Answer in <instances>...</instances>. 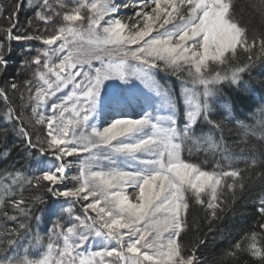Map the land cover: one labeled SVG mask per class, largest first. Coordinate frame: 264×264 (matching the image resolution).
Listing matches in <instances>:
<instances>
[{"label": "snow or ice", "instance_id": "1", "mask_svg": "<svg viewBox=\"0 0 264 264\" xmlns=\"http://www.w3.org/2000/svg\"><path fill=\"white\" fill-rule=\"evenodd\" d=\"M56 2L62 9L66 7L63 0ZM152 2L155 4L152 14L143 9L136 14L145 21L142 28L124 34L127 25L114 18L119 11L114 0H80L76 7L63 13L65 23L59 27L58 33L43 38V44L49 47L34 58L38 66L34 73L37 88L35 95L30 97L35 101L32 113L37 117L36 123H46L48 129L46 139L37 138L39 145H47V148L40 147V151H53L57 161L85 153L79 161V175L72 177L79 182V186L55 192V195L80 198L81 194H85L82 199L86 201L92 197L93 202L84 208V219L73 217L71 207L63 209L70 220L79 223L73 222L66 232L56 231V228L62 227L57 223L41 258L32 260L25 255L16 264H76L77 261L78 264H103L105 256L115 257L116 262L123 261V264H194L195 258L183 255L182 245L176 239L182 231V213L188 208L185 194L190 192L197 203H203L202 194H206L209 197L207 207L213 209L212 215L215 216L218 205L214 201L218 199L222 178H235L239 172L203 171L181 158L182 142L189 138L190 126L202 115L208 120L207 101L202 102L196 91L187 92L188 123L183 130L178 129L175 104L154 80L151 70L157 67L156 61H163L166 68L173 72L182 71L183 65L188 64L191 83L203 86L202 96L207 98L216 84L227 79L220 73L206 75L204 69L208 67V62L226 63V53L235 54L237 46L246 43V34L230 14V0ZM148 6L147 0H144L143 7ZM40 7L42 11L36 15L42 21L52 20V16L45 15L43 10L61 15L55 12L49 0H42ZM182 7H185L187 15L181 12ZM168 8L172 10L168 11ZM82 9L88 10L86 17L82 15ZM162 16L164 18L159 23L157 34L145 39L153 32V24ZM102 21H105L104 25ZM169 25L171 27H167ZM198 37L200 40L197 41ZM14 38L41 39L33 36ZM58 41V46L51 47ZM187 41L199 43L202 52L185 47ZM93 61H97L99 66H95ZM0 63H5L2 54ZM243 71L244 68L233 71L232 81H236L237 73ZM133 79L141 80L152 88L162 98L170 114L153 116L145 112L141 118H128L123 111H119L102 122L107 126H98L95 121L101 116L103 108L113 101L119 104L125 99L123 96L116 97L117 86L111 82L120 81L127 85ZM11 87L15 89L16 85ZM65 89H68L66 94L51 103V115L38 112V109L48 110V101ZM0 96L7 99L2 91ZM19 133L29 137L23 127ZM208 141L212 143L211 137ZM29 144L37 146L30 139ZM212 147L215 145L212 144ZM69 166L59 163L54 171L44 170L41 177L35 178L34 186L54 192L52 187L42 185L41 180L52 185L61 184L67 179L65 173ZM227 186L229 189L234 187L233 184ZM127 188L139 189L138 202L129 201L125 194ZM8 191L5 190L4 194ZM36 199L40 200V197ZM261 205L259 211L264 213V200ZM89 209L96 213L95 217L87 215ZM20 211L27 215L23 208ZM260 227L264 228V224ZM122 229L127 231L122 232ZM90 236L115 241L119 250L117 247L111 250L105 248L87 255L76 251ZM60 238L62 246L57 243ZM34 239L37 245L42 243L39 235ZM255 240L253 234L247 250L254 257H260L264 264V250L256 246ZM141 249L145 251L141 252ZM27 251L25 249V254ZM97 257L101 259L97 261ZM9 264H13L11 259Z\"/></svg>", "mask_w": 264, "mask_h": 264}, {"label": "trees", "instance_id": "2", "mask_svg": "<svg viewBox=\"0 0 264 264\" xmlns=\"http://www.w3.org/2000/svg\"><path fill=\"white\" fill-rule=\"evenodd\" d=\"M63 2L67 8L76 6L70 0ZM41 3L42 0H0V54L5 58V63H0V91L7 97L0 96V184L4 186H0L3 201L0 203V262L3 264H9L10 259L16 264L25 255L38 260L32 255L37 223L41 225L38 230L43 233L42 238L45 237L38 246L43 251H46L49 236L57 223L62 227L56 231L65 232L73 222L77 223L63 211L70 205L75 207L73 202L57 198L45 187L34 186L36 177L58 165L54 152H41L40 147L47 148V145H39L37 141L38 137L40 140L47 138L48 129L46 123H36L37 117L32 113L35 101L30 97L36 92L34 73L38 68L34 58L49 47L43 44V38L58 33L65 23L62 22L64 8H60L56 0H49V3L61 15L43 10L45 15L52 16V20H40L36 13L42 11ZM230 3L232 18L245 29L246 44L226 57L228 62L224 68L208 74L220 73L227 79L214 86L208 104V120L202 115L190 127L189 138L182 142V153L183 158H188L203 171L235 170L239 176L222 180L218 199L214 201L218 205L215 216L213 209L207 207V197L203 203H197L191 194L186 198L188 208L183 216L181 235L176 239L182 245V254L194 257L195 264H262L260 257H254L247 250L253 234L256 246L264 250V228L260 227L264 224V213L259 211L264 200V0H230ZM15 36L41 39L16 40ZM237 68H244L243 72L237 73L239 85L229 79ZM156 76L171 96L177 128L183 130L187 119L182 85L201 93L203 86L192 84L191 77L186 79L168 71ZM29 81H32L31 85ZM244 83L248 85L244 87ZM12 84L16 85L15 89ZM67 91L57 94L63 96ZM115 94L126 97L124 91ZM52 102H56L54 98L48 101V110L38 109V112L51 115ZM143 108L142 105L133 108L131 101L126 100L120 111L129 118H141ZM21 127L29 133L31 143L36 147L30 146L27 138L19 133ZM205 136L207 139L197 140ZM208 137H211V144ZM224 152L238 161L225 159ZM41 184L50 187L46 181L41 180ZM228 184L234 187L229 189ZM5 190H9L7 194H4ZM21 208L27 215L20 211ZM80 208H73L74 212ZM21 224L25 227L21 228ZM60 242L62 238L57 241L61 245ZM36 255L40 258V254Z\"/></svg>", "mask_w": 264, "mask_h": 264}, {"label": "rangeland", "instance_id": "3", "mask_svg": "<svg viewBox=\"0 0 264 264\" xmlns=\"http://www.w3.org/2000/svg\"><path fill=\"white\" fill-rule=\"evenodd\" d=\"M70 2L71 3L74 2L77 5L80 2V0H75V1L74 0H70ZM89 2H91V0H89ZM147 2H148L149 6L147 8H144L143 7L144 6V0H122L121 2H116V0H114V3H116L118 8H119L118 14H115L114 18L115 19H119L123 24L127 25V27L124 29V34H128L130 32H134V31H138V30H140V28H142V26L145 23V21H144V19L142 17L137 16L136 14L138 12H141L142 9H143L144 12L152 14V9L155 7V4L152 2V0H147ZM74 7H76V6H73V7H70V8L65 7L64 8V12L65 11H69V10H71ZM162 7H165V5L162 4ZM185 7L181 8V12L184 15H187V11L185 10ZM253 7L256 9V6H253ZM171 10H172L171 8H168V11H171ZM82 15H84L86 17L88 15V10L87 9H82ZM163 18L164 17L162 16L160 21H156L153 24V32L150 34L149 37H146L145 39H149L152 36H155L157 34L156 30L158 29L159 23L162 22ZM107 19H108V17L105 18V21ZM178 19H179V17H177V20ZM105 21L101 22L102 25L105 24ZM62 22H63V20H62ZM84 24H85V27H86L87 26L86 19L84 21ZM167 27H171V26L169 25ZM159 31H163V29H159ZM177 40H178V38H177ZM196 40L198 41V40H200V38L198 37V38H196ZM59 43H60V41L57 42V45H54L52 47L58 46ZM131 47L135 48L136 45H131ZM185 47H188L190 50H194L196 52H202V48H201L200 44L199 43H194V41H187L185 43ZM241 47L243 48V47H245V45L244 44L243 45H238L236 50H238ZM190 54H191V51L189 52V55ZM229 54H231V52L226 53V57L229 56ZM56 60H57L56 62L58 63V59H56ZM227 62L228 61H226V63ZM130 63L135 64V63H138V62L130 61ZM181 63H183V62H181ZM226 63L217 64L215 62L209 61L208 62V67L206 69H204V71H205L206 75H208L210 73H214L215 69H219L220 70V69L224 68ZM93 64L95 66H99V63L97 61H93ZM156 64H157V68H153L151 70V74H152L154 80L160 86V88L162 90H164V91H166V90L164 89V87L162 86L161 82L159 81V78L156 76L158 74H161L163 71H168L170 73H174V75H180V76L186 77V79H190V77L188 75L190 65H188V64H184L183 65V70L179 71V72H173L172 69L166 68V66H165L163 61H156ZM208 76H210V75H208ZM229 79L232 81V77H230ZM238 81H239V78H237V80L234 81V82H236V84L239 85L241 82H238ZM111 83H113L114 85L117 86L115 88V93H120L121 91H124L126 93V97H125L124 101L119 103V104H117V103H115L113 101V102L110 103V105L105 106L103 108L101 116L98 117L97 120L95 121V123L98 126H101V124H102V126H107V123H102L103 121L110 119V117L106 116L107 109L108 110L112 109L113 111L116 110V112H119L120 108H122V106L125 105V101L126 100L131 101V105H132L133 108H139L140 105L144 106L143 111H142L143 114L145 112H149L153 116H156V115L167 116V115L170 114V110L162 103V98L157 96L156 92L152 88H150L147 84L142 82L141 80L133 79L127 85H124L120 81H113ZM180 85H181V83H180ZM247 85H248L247 83H244V87H246ZM185 87L186 86L182 85V91H183V95L182 96H183L184 102H185V97H186L187 92L196 91V90H192V89L189 90V89H187ZM196 92L198 94H200L201 101H204L206 99L207 105L210 104V98H212L214 91L207 98H204L202 96L201 92H199V91H196ZM60 97H62V96H59L56 93V95L54 97H52L51 99L54 98V101H58ZM116 97L119 98L120 95H118ZM150 97L154 98L156 100V103L153 100H151ZM223 107H225V105H223ZM175 119H176V123H177L176 112H175ZM186 124L183 125L182 129L185 127ZM255 127H254V129H255ZM251 128H253V127H251ZM86 131H90V130H86ZM29 139L31 140V137L27 138L28 144H29ZM205 139H207L206 136L197 138L198 141H203ZM183 145L184 144L182 143V146ZM182 151H183V149H181V158L184 159L186 162L191 163L188 160V158H186V159L183 158ZM84 155H86V154L85 153H81L79 157H77V156L64 157L63 161H58V164L59 163H65V164H68L70 166L66 169L65 175H66L67 179L63 183L57 184V185H52V184H50V182H48L49 186L52 187L55 190L54 192H52L54 195H55V192L69 190V189H72L74 187H78L79 186V182L76 181V180H73L72 177L79 175V161H80V159L83 158ZM223 156H224L225 159L237 160L238 161V158L235 159V156H231L229 158V156L225 152L223 153ZM52 165H55V164H52ZM52 167H54V166H52ZM55 167H54L53 171L55 170ZM223 179L224 178H222V180ZM221 183H223V182L221 181ZM0 186H1V184H0ZM1 187H4V186H1ZM125 194L128 195L130 202H132V203L138 202V200H137V198L139 196V189L138 188L137 189L127 188L125 190ZM190 194H191L190 192L186 193L185 194V199ZM83 195H85V194H81L80 198H66V197H59L57 195H55V196L57 198H64L68 202H73L75 207H73V205H70V207L72 209L81 207L80 209H77L78 210L77 213H75L74 212L75 209H73L72 216H80L82 219H84L85 218L84 208L86 207V205L88 203H92L93 202V198L89 197V199L85 201V200L82 199ZM205 197H207V202H208L209 201V197L206 194H202V200L203 201H204ZM101 206H103V205H101ZM184 213H185V211L182 213V217L184 216ZM87 215L95 217L96 213L93 212L91 209H89L88 212H87ZM75 222L79 223L78 221H75ZM40 226L41 225H39V223H37L34 226V228H35L34 229L35 231H34V234H33V236L35 235L34 237H36L38 234L41 233L38 230V228H41ZM121 231L122 232H126L127 230L126 229H122ZM42 235H43V233H41L39 235V237L41 238V240H44L45 237L42 238ZM125 240H127V236H125ZM60 243L62 245V242H60ZM35 244L36 243L34 241V246H35ZM34 246H33L34 249H33L32 255H35L39 259L38 255H36V254H40V258H41V256L44 254L45 251H43L42 249H38L39 245H37V244H36L35 247ZM113 247H117V249L119 250V246L116 245L115 241L108 242V241L103 240L102 238H98V237H95V236H90L88 238V240L85 241V243L82 244L81 247L79 249H77L76 251H79V252L84 253L85 255H87V254L92 253V252L104 251L105 248H107L108 250H111V248H113ZM143 251H145V250L141 249V252H143ZM73 255H75V252L73 253ZM100 259H101L100 257L96 258L97 261H99ZM76 264H78V261L76 262ZM103 264H123V261L116 262V258L115 257L105 256V257H103ZM194 264H195V262H194Z\"/></svg>", "mask_w": 264, "mask_h": 264}, {"label": "bare ground", "instance_id": "4", "mask_svg": "<svg viewBox=\"0 0 264 264\" xmlns=\"http://www.w3.org/2000/svg\"><path fill=\"white\" fill-rule=\"evenodd\" d=\"M122 0H116V2H121Z\"/></svg>", "mask_w": 264, "mask_h": 264}]
</instances>
